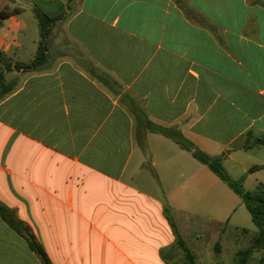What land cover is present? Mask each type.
Returning a JSON list of instances; mask_svg holds the SVG:
<instances>
[{
	"label": "crops",
	"instance_id": "crops-1",
	"mask_svg": "<svg viewBox=\"0 0 264 264\" xmlns=\"http://www.w3.org/2000/svg\"><path fill=\"white\" fill-rule=\"evenodd\" d=\"M35 7L64 15L45 38ZM0 22V203L52 264H176L173 224L200 259L226 224L196 228L174 180L211 175L148 123L264 184V0H0ZM0 264H42L1 217Z\"/></svg>",
	"mask_w": 264,
	"mask_h": 264
},
{
	"label": "trees",
	"instance_id": "trees-1",
	"mask_svg": "<svg viewBox=\"0 0 264 264\" xmlns=\"http://www.w3.org/2000/svg\"><path fill=\"white\" fill-rule=\"evenodd\" d=\"M34 13L39 20V26L43 38H45L51 25L55 24L57 21L64 19V15H59L56 17L48 16L38 7L34 8ZM3 16H6V14H3ZM40 48L41 46H39L38 54L40 52ZM38 54L37 57H39ZM15 68L20 70L22 66H15ZM10 71L11 68L7 63H5V65L0 69V100H2L14 89V84H7L6 81V74ZM148 124L152 132L159 133L164 137L173 140L183 150L189 152L195 160L205 165L239 197V199L241 200V204L248 210L252 222L256 227V232L251 239L250 245L245 250L237 252L234 257L233 264H251L253 255L255 253L261 254V257L259 258L257 264H264V184H260L254 190H246L243 185L245 176H243L241 180H235L230 176V174L224 167L223 160L225 155H209L208 153L201 150L192 141L187 139L177 128H164L152 125L151 123ZM259 170H264V165L253 166L249 169V173H254ZM166 210L167 212L169 211L168 208ZM0 217L27 241L30 249L39 257L42 264H52L44 249L37 241L35 235L32 233L31 229L24 223L18 221L14 213L1 203ZM173 229L177 237V244L179 245V247H181L184 255L183 261L182 259L178 260L176 264H197L195 254L187 247L175 224H173ZM243 232L248 233L249 231L243 229ZM220 246V243L217 242L215 245L217 253H220Z\"/></svg>",
	"mask_w": 264,
	"mask_h": 264
},
{
	"label": "rangeland",
	"instance_id": "rangeland-1",
	"mask_svg": "<svg viewBox=\"0 0 264 264\" xmlns=\"http://www.w3.org/2000/svg\"><path fill=\"white\" fill-rule=\"evenodd\" d=\"M31 17L32 20L30 19L29 22L38 27L39 20L36 15L32 14ZM186 153L192 161L198 163L189 152ZM206 169L211 175V178L203 179L194 175L191 178L186 177L184 180H174L178 188L174 194L175 201L178 202L180 199L185 198L184 208L188 213L193 215V217L195 216L196 228L199 227L200 229L201 227L204 229V224L202 223H205L207 219L221 220L226 224L225 228L224 225L210 223L207 225L205 233H203L205 241L202 245L203 251L200 259L197 258L198 255L193 251L196 256V263L219 264L223 262V264H233L237 252L245 250L250 245L251 239L256 232V227L251 220L248 210L242 204V210H239L235 217L231 218V207L236 206V203L240 201L239 197L207 167ZM228 173L235 180H241L242 178L239 177L240 175H234V173H230L229 171ZM259 177L260 179L264 178V173ZM254 183L253 179L243 181L246 190H253ZM203 189L207 190L208 193L204 194L202 192ZM217 198L218 202L222 204L218 209L215 208ZM243 229L249 232L244 233L242 231ZM217 242L221 245L220 253H217L215 248ZM260 257V253H255L251 264H257Z\"/></svg>",
	"mask_w": 264,
	"mask_h": 264
},
{
	"label": "built area",
	"instance_id": "built-area-1",
	"mask_svg": "<svg viewBox=\"0 0 264 264\" xmlns=\"http://www.w3.org/2000/svg\"><path fill=\"white\" fill-rule=\"evenodd\" d=\"M0 27H1V22H0ZM0 39H1V34H0Z\"/></svg>",
	"mask_w": 264,
	"mask_h": 264
}]
</instances>
